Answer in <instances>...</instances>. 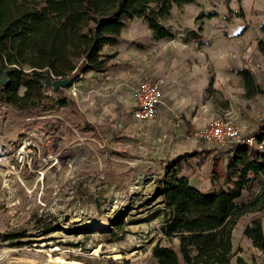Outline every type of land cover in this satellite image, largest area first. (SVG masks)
Segmentation results:
<instances>
[{
  "label": "rangeland",
  "instance_id": "rangeland-1",
  "mask_svg": "<svg viewBox=\"0 0 264 264\" xmlns=\"http://www.w3.org/2000/svg\"><path fill=\"white\" fill-rule=\"evenodd\" d=\"M163 24L173 38L158 39L142 18L130 21L119 44L103 51L108 76L77 77L76 97L69 88L59 94L50 88L30 108L0 100V264L59 257L157 264L153 245L160 239L170 245L159 231V182L166 162L187 152H197L183 168L192 187L231 190L213 173L215 162L228 163L230 148L195 134L227 114L249 135L264 126V0H194L174 7ZM242 69L259 81L252 99L237 74ZM148 75L169 79L182 103L170 104L176 112L162 119L135 123L132 91ZM251 218L233 231L231 264H264L244 236ZM98 222L107 228L97 229ZM56 246L67 253L51 258Z\"/></svg>",
  "mask_w": 264,
  "mask_h": 264
},
{
  "label": "trees",
  "instance_id": "trees-1",
  "mask_svg": "<svg viewBox=\"0 0 264 264\" xmlns=\"http://www.w3.org/2000/svg\"><path fill=\"white\" fill-rule=\"evenodd\" d=\"M194 0H0V100L15 108L41 102L46 78L75 79L93 72L102 78L110 64L103 51L119 44L122 32L142 18L158 39L173 38L163 24L174 7ZM259 49L264 56V42ZM245 95H257L253 74L238 70ZM52 90V89H51ZM62 90L54 93L59 94ZM53 92V91H52ZM62 104L66 100H60ZM264 143V129L256 134ZM225 166L215 162L214 174L232 186L203 193L183 175L187 152L166 162L159 182L163 214L158 240L151 248L157 264H231L233 231L239 220L264 210V147L233 146ZM246 194L248 197H246ZM245 237L264 255V229L256 219L245 227ZM238 262H244L239 259Z\"/></svg>",
  "mask_w": 264,
  "mask_h": 264
},
{
  "label": "built area",
  "instance_id": "built-area-1",
  "mask_svg": "<svg viewBox=\"0 0 264 264\" xmlns=\"http://www.w3.org/2000/svg\"><path fill=\"white\" fill-rule=\"evenodd\" d=\"M249 70L251 73L252 71ZM253 74V73H252ZM259 86V81L256 80ZM80 79L84 74L78 76ZM167 86V79L161 76H153L142 79L132 91V99L135 103L134 110L131 113L132 118L139 122L152 121L158 117L161 108L165 106L164 94ZM73 96H77L79 87L73 82L69 88ZM227 114L217 117L206 125L198 129L195 137L210 146L221 148H232L233 146H248L263 149L264 143L258 142L256 135H249L247 127L244 124Z\"/></svg>",
  "mask_w": 264,
  "mask_h": 264
},
{
  "label": "crops",
  "instance_id": "crops-1",
  "mask_svg": "<svg viewBox=\"0 0 264 264\" xmlns=\"http://www.w3.org/2000/svg\"><path fill=\"white\" fill-rule=\"evenodd\" d=\"M90 73H93V72H88V73H86V74H84V77H87V75H91ZM107 74V73H106ZM94 75V74H93ZM95 75H97V74H95ZM94 75V76H95ZM94 76H92V77H94ZM98 76V75H97ZM108 75H105L104 76V78L105 77H107ZM153 76V75H152ZM151 75H148L146 78H148V77H152ZM240 76V75H239ZM83 77V78H84ZM99 77H100V75H99ZM241 77V76H240ZM101 79H104V78H102V77H100ZM241 80V85H242V87H244V80H243V78L241 77L240 78ZM86 86V85H85ZM91 87V86H90ZM172 87H173V84L169 81V79H167V86H166V89H165V94H164V101H165V106L164 107H162L161 108V111L159 112V114H158V117L156 118V119H162V117H164L165 116V114L166 113H168V111H175L176 112V110H174V107H170V104H175V105H179V104H181L182 103V100H179L178 99V95L176 94H174V92L172 91ZM81 88H87V87H84V86H82ZM82 90H85V89H82ZM256 96V95H255ZM132 97V96H131ZM254 97V96H253ZM253 97H251V99L253 98ZM187 101H189V98H185V101H183V103H188ZM134 102V101H133ZM177 110L179 111V109L177 108ZM170 113H168L167 115H169ZM130 117H131V120H132V122H135V123H139V122H137V121H135L133 118H132V116L130 115ZM156 119H154V120H156ZM154 120H152V121H154ZM147 122H151V121H147ZM161 123V122H160ZM262 129H264V126L261 128V130ZM248 215H250V216H252V218H251V220L247 223V225L248 224H250L252 221H254V220H256V219H260L261 221H262V225H263V229H264V210L262 211V212H259V213H253V214H248ZM247 216V215H246ZM244 217V216H243ZM242 217V218H243ZM240 221V220H239ZM246 225V226H247ZM245 226V227H246ZM245 230V229H244ZM245 236V235H244ZM247 238V237H246ZM247 240L249 241V243L253 246V242H252V240H250L249 238H247ZM254 247V246H253ZM255 248V247H254ZM256 249V251H260L259 249H257V248H255ZM259 254H261V255H263V253L260 251L259 252Z\"/></svg>",
  "mask_w": 264,
  "mask_h": 264
},
{
  "label": "water",
  "instance_id": "water-1",
  "mask_svg": "<svg viewBox=\"0 0 264 264\" xmlns=\"http://www.w3.org/2000/svg\"><path fill=\"white\" fill-rule=\"evenodd\" d=\"M7 84H8L7 73L5 70L2 69V78L0 80V87H5L7 86ZM72 84H73L72 78L51 79L50 77H47L45 87L46 89L51 88L53 92H56L58 90L70 88Z\"/></svg>",
  "mask_w": 264,
  "mask_h": 264
},
{
  "label": "bare ground",
  "instance_id": "bare-ground-1",
  "mask_svg": "<svg viewBox=\"0 0 264 264\" xmlns=\"http://www.w3.org/2000/svg\"><path fill=\"white\" fill-rule=\"evenodd\" d=\"M74 222H76V221H74ZM90 224H91V222L88 221V223L86 224V226L89 227ZM106 228H107V225L106 224H104L102 222H98L97 229H106ZM133 228H134V230L136 229V227H133ZM39 252H44V250H39ZM54 252H56V253L59 252V253H62V254H66L67 253V251L61 249L59 246H56V247L52 248V250L49 253V256L51 258H53V256L51 255V253H54ZM20 264H36V263L34 261L30 260V261H21ZM47 264H80V263H78V262L68 263L67 260H65L62 257H59L56 260L55 259H51Z\"/></svg>",
  "mask_w": 264,
  "mask_h": 264
}]
</instances>
